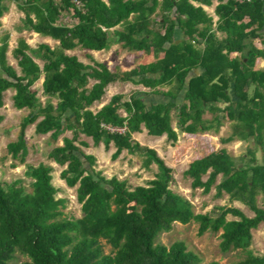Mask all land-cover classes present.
Here are the masks:
<instances>
[{"label":"trees","instance_id":"16d2710c","mask_svg":"<svg viewBox=\"0 0 264 264\" xmlns=\"http://www.w3.org/2000/svg\"><path fill=\"white\" fill-rule=\"evenodd\" d=\"M219 1L217 30L226 34L223 39L212 31L213 20L204 9L191 4L209 5L212 0H0V19L9 12L8 3H15L24 14L16 25L18 31L56 42L53 47L43 43L33 49L19 38L13 49L18 72L8 60L11 35H0V108L5 93L13 89L14 108L29 110L7 153L14 162L25 164L30 125H35L36 135L50 134L53 142L71 132V138L63 137L62 145L50 150L49 159L66 168L61 180L70 186L79 183L85 193L82 217L67 219V202L56 198L59 192L52 185L49 166L30 171L32 194L18 183L0 187V264H12L17 251L29 258L23 264H201L199 254L182 240L170 246L156 241L175 223L190 222L198 223L199 235L222 230V252L245 251V258L231 264H264V256L249 249L251 231L264 224V208L258 207L256 199H264V68L259 67L264 60V0ZM71 11L77 20L72 26L63 22ZM177 30L182 33L180 41ZM116 44L153 60L131 71L113 72L108 63L91 55V63H85L68 53L79 47L110 50ZM42 78L44 103L34 89ZM91 80L95 81L92 87ZM117 82L142 85L164 100L148 105L135 91L118 94L102 110L92 111ZM174 110L180 133H219L224 121H230L233 133L225 143L252 138L259 145V165L253 154L238 165L222 149L196 159L184 173L191 180V190L209 195L216 189L218 198L226 195L232 202H241L253 217L220 206L196 214L190 202L170 189L173 172L157 151L133 139L144 126L148 135L166 136L174 145L179 136L172 126ZM207 113L210 119L205 118ZM104 125L126 131L112 133ZM82 135L92 138L94 146L105 144L107 151L115 146L114 162L124 151L143 156L144 168L156 165L158 175L135 189L116 177L108 179L96 172L97 158L84 151L90 145L81 140ZM229 214L239 219L228 220ZM104 241L112 252H106Z\"/></svg>","mask_w":264,"mask_h":264},{"label":"rangeland","instance_id":"374dc122","mask_svg":"<svg viewBox=\"0 0 264 264\" xmlns=\"http://www.w3.org/2000/svg\"><path fill=\"white\" fill-rule=\"evenodd\" d=\"M10 10L0 19L1 28L0 35L4 33H10V46L8 50V60L18 72V62L13 56V49L17 47L19 38L26 39L28 44L37 49L39 44H48L51 47L56 45L51 39L43 38L40 35H36L29 31H18L16 25L21 23L24 18V14L18 10L15 3H8ZM72 11L70 15L63 20L66 25H74L77 20L73 18ZM118 45V44H117ZM121 46V45H120ZM118 46V47H120ZM117 47V48H118ZM69 54L80 56L84 61L91 62V59L85 56V51L81 48L70 50ZM115 55V54H114ZM153 60L152 57L143 59L140 55L139 61ZM40 65L43 62L37 59ZM263 67V60L260 63ZM259 65V67H260ZM141 92L150 91L144 89L143 86H138ZM34 89L38 91V96L44 103L45 98L42 92V79L38 81ZM126 89V88H125ZM131 91L133 90L129 87ZM164 90H166L164 88ZM14 90L11 89L5 93L4 106L0 108V116L2 121L0 122V187L6 188L7 185L18 183V187L23 188L26 194H32L33 179L29 176L30 171L33 168H37L40 165H46L52 168V185L58 190L56 196L57 199L65 200L66 207L64 209V217L67 219H79L83 215V202L85 193L79 183L74 186H70L66 181L60 179V174L66 168L59 167L52 159H49V152L52 148L62 145L63 137H72L71 132H66L59 136L56 142L50 140V134L48 135H36L35 125H30L26 129V138L28 141V156L25 164L14 162L12 157L7 153V146L9 143L17 140L20 123L23 118L29 114V110H17L13 106ZM182 102V95L178 100V103ZM177 110L173 111L172 126L175 130L177 123ZM123 114V113H122ZM124 115V114H123ZM211 114L207 113L205 118L210 119ZM178 131V130H177ZM179 133L178 141L172 145L167 140L166 136L155 138L148 135L147 130L143 131V134H136V140L143 146L149 147L157 151L160 158L163 159L165 165L172 170L173 182L170 189L186 199L193 206V211L196 214L209 213L215 207H233L240 211L247 217H253L254 214L241 202H232L228 196L224 195L221 198L217 197L216 189H213L209 195L203 194V190H191V180L184 176V173L188 169L189 165L196 161V159L202 158L212 151L226 149L234 161L238 162V165L242 164L241 159H245V163L249 161L251 154L255 157V163H261V151L259 145L251 138L248 141H241L235 138L233 141L225 143L224 140L229 138L233 133L232 122L224 121L223 127L219 133L207 132L198 133L196 135H188ZM81 140L88 141L89 147L84 148L87 154H94L97 156L96 172L102 173L108 179L117 178L121 182H126L130 189L137 187H145L147 182L152 181L158 175L159 171L156 165H152L149 170H146L143 166L144 157L138 154H130L124 151L123 154L113 161V154L116 152L113 146L111 150L107 151L104 144L101 146H94L91 139L81 137ZM207 180V177L204 178ZM222 177L218 179V184L221 182ZM257 205L260 208H264V199L261 197L256 198ZM239 216L235 214H229L228 220H238ZM199 225L196 222H190L186 225L175 223L173 228L169 231L162 232L157 237L158 243H163L170 246L177 240H182L187 249L199 254L202 262L201 264H209L213 261H218L221 264H231L245 258V251L241 249L231 250L224 253L220 249V241L222 230L219 232L208 231L203 235L198 234ZM252 242L249 249L257 256H264V224H260L256 229L251 231ZM105 249L107 253L112 252L113 248L106 241ZM29 261L27 256H24L20 251L15 253V258L12 264H23Z\"/></svg>","mask_w":264,"mask_h":264},{"label":"crops","instance_id":"0c3cea01","mask_svg":"<svg viewBox=\"0 0 264 264\" xmlns=\"http://www.w3.org/2000/svg\"><path fill=\"white\" fill-rule=\"evenodd\" d=\"M226 2H227V0H224L223 3H226ZM220 3L221 2L219 0H212V3L209 5L199 3V2H191V4L195 7L201 6L204 9V11L207 13V15L212 18V20H213L212 31L214 33H216L220 39H223L226 37V34L224 32L217 30V24L219 21V16L216 13V9L220 5ZM34 34H36V33H34ZM36 35H39V34H36ZM175 37H176L177 41H180L182 39V33L180 32V30H177ZM43 38H48V37H43ZM48 39H51V38H48ZM254 44L256 46L258 45V43H256V42H254ZM118 46H120V47H118ZM79 49H80V47H79ZM69 51H68V53H69ZM82 51H85V56H87V57H89V55H91L98 61L108 63L110 70L113 72H115L117 70H121L123 72L131 71V70L135 69L137 66H139L140 63L143 62V61H139L140 55H142L141 53H139L135 50L125 49L122 47V44H118V45L116 44L110 50H104V51L82 50ZM78 57L81 61H83L85 63H91V62L84 61L80 56H78ZM149 61H151V60H149ZM261 61H260V63H261ZM260 63H259V65H260ZM260 68H264V60H263V67H261V65H260ZM42 83H43V78H42ZM94 84H95V81L91 80L90 87H92ZM139 86H142V85H139ZM129 87H131V89H133V90H138V92L144 96L148 105H151L153 103H158V102H161L164 100V98L162 96L153 94V92L149 88L144 87V89H148L150 91L141 92L140 91L141 89L138 88L137 85H134L131 82H117V83L111 84L107 88V92H106V95L103 97V100L94 103V105L91 107V110L96 113V112L102 110L106 105H108L114 96H116L118 94L130 95L131 93L135 92V91H131V93L128 94L130 92V89H128ZM14 92H15V90H14ZM42 92H43V89H42ZM121 113H123L124 116H126V113L123 110L121 111ZM144 130H145V127L142 126V132L133 134V137L136 140H138L136 138V134L141 135V134H143ZM81 137H85V138L92 140V138L86 137L84 135H82ZM69 138H71V137H69ZM155 138H159V137H155ZM86 142H88V141H86ZM104 146H105V144H104ZM92 155H94V154H92ZM94 156L97 158L96 155H94Z\"/></svg>","mask_w":264,"mask_h":264},{"label":"built area","instance_id":"2783aa9c","mask_svg":"<svg viewBox=\"0 0 264 264\" xmlns=\"http://www.w3.org/2000/svg\"><path fill=\"white\" fill-rule=\"evenodd\" d=\"M240 3H250V2H253V1H256V0H236ZM75 4L80 7L81 6V3L79 1H75ZM104 127L109 130L110 132L112 133H125L126 129L125 128H118V127H114V126H110V125H104Z\"/></svg>","mask_w":264,"mask_h":264}]
</instances>
